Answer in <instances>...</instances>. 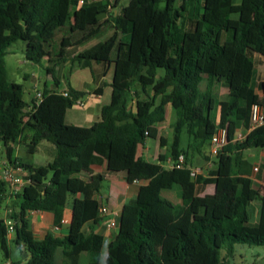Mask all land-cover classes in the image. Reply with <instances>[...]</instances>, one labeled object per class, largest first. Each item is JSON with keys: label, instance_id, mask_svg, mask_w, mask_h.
<instances>
[{"label": "trees", "instance_id": "16d2710c", "mask_svg": "<svg viewBox=\"0 0 264 264\" xmlns=\"http://www.w3.org/2000/svg\"><path fill=\"white\" fill-rule=\"evenodd\" d=\"M81 1L0 0V144L8 165L29 181L13 194L0 176V264H56L58 249L61 264H227L238 244L264 246V193L244 157L247 149L264 150V123L252 128L253 107L261 104L264 111L256 91V58H264V0H129L126 6L122 0L113 6ZM110 27L114 32L105 41L77 53ZM19 40L28 62L49 57L55 89L43 92L38 107L24 100L21 84L8 79L6 57ZM68 58L93 75V64H113L111 101L90 127L66 123L68 110L88 94L70 85L68 96L57 91L61 81L52 66ZM216 83L229 89L226 98L215 97ZM169 104L176 119L172 139L162 144L175 164L171 169L163 165L166 158L156 163L138 157V148L157 138ZM219 129H226L227 143L214 156L215 169L207 177L192 175L191 156L210 160L206 150ZM239 131L247 132L243 139ZM22 141L31 154L44 141L52 144L53 164L13 157L10 146ZM180 156L185 161L178 166ZM104 162L107 175H125L129 184L149 180L123 207L105 259V238L95 227L105 218L100 211L106 175L81 176ZM209 185L215 193L201 196ZM173 191L180 193V203L169 197ZM71 197L67 234L37 240L30 212L51 213L62 227ZM4 207L11 210L13 233L2 217Z\"/></svg>", "mask_w": 264, "mask_h": 264}, {"label": "crops", "instance_id": "0c3cea01", "mask_svg": "<svg viewBox=\"0 0 264 264\" xmlns=\"http://www.w3.org/2000/svg\"><path fill=\"white\" fill-rule=\"evenodd\" d=\"M129 2V1H128ZM127 3L124 2V0L121 1L122 6H126ZM117 13V10L115 9L114 11ZM109 30V31H108ZM114 29L113 28H108L105 33H107V37H109L111 34H113ZM85 44L84 46H81L78 49L77 53L83 52L87 50L88 45L91 43ZM70 41L65 42V51L71 50L70 46ZM96 44H92V47L95 46ZM89 49V48H88ZM115 58V52L112 55V59ZM257 78H256V85H257V94L260 96L261 101L264 100V58L262 57H257ZM47 61L49 64V57H46L44 59V62ZM28 62V61H27ZM68 63V62H67ZM66 63V64H67ZM77 70H84V69H89V68H81L77 64L74 65ZM113 67V64L109 65V69ZM93 68L95 71L98 73V79L96 80L94 78V75L91 72V78L89 79L86 75H78L71 83L68 85H60L59 88H57V91L60 93L61 91L67 90L69 88V85L73 87L74 89L81 91V92H86L88 93L85 97H83V101L81 102V106H83V110L86 112L85 114H81V116L77 117V120L79 123H82L84 125H87L88 127L92 126L94 122L98 121L100 119V114H101V109L103 106L107 105L111 101V94H112V89L110 87V84L112 82V78H110L109 74H101L102 72V67L99 64H93ZM91 71V70H90ZM110 71V70H109ZM108 71V72H109ZM107 72V73H108ZM109 87L111 89L110 96L105 98L106 91L103 89L101 94H96V91L98 90L99 87ZM51 89H55L54 87V82L53 85L51 86ZM213 93L215 97L218 100L224 99L228 96L229 94V89L223 85L222 83H216L214 85ZM34 97V95H33ZM34 100V98H33ZM77 106V105H76ZM76 106L74 108H76ZM73 108V109H74ZM71 109V110H73ZM170 109L173 110L171 104L167 105L166 110H167V115L165 121L157 125V138L155 145H150V143H145L144 145L140 146L138 148V157H141L148 162H160V159L166 158V152H167V147L163 145V142H169L172 139L173 136V124L175 122L176 116L175 113H169ZM68 110L66 114V123L69 125H74V126H79L82 124H76V123H68L67 118L69 111ZM174 112V110H173ZM216 115L214 120L217 122L218 121V116H219V111L218 109L215 111ZM170 115V116H169ZM174 117V118H173ZM247 134L246 131L244 132H237L238 138L243 139L245 135ZM244 135V136H243ZM188 143V139L186 142L183 141V147H186ZM23 148H26L28 151V145L25 142H20L18 144H14L10 146V152L13 157H21L20 153ZM38 147L35 150V153H38L39 151ZM2 148L0 147V151H5L1 150ZM16 151L18 152V156L15 155ZM30 153V152H29ZM31 154V153H30ZM206 154L210 156V160H206L204 157L199 156V155H192L190 158V164L192 165V170L197 171L199 175H203L204 177H207L210 171L215 169V157L210 155V150H206ZM244 157L246 160H248L252 164V172H251V177L255 183V186L260 189L261 194L264 193V150L260 149H247L244 151ZM6 152H5V159H0V171L3 168L4 163L6 162ZM54 158L51 159H46V166H49L53 164ZM34 165H37L36 163H33ZM174 162L172 161L171 158H166L164 162V167L167 169H171L173 166ZM38 166V165H37ZM107 163L104 162L101 165H94L91 166L90 168H87L83 171L82 177L83 179H87L89 177L95 176L97 174H105L106 175V181L108 182L107 190L104 188L102 191L101 198H103V204L105 207L109 209L111 214L109 216H105L103 220L95 227V231L103 235L106 240H110L108 242V245L110 244L111 241L115 239L117 236L118 231H114L109 233L107 231V224L110 220H117L119 221L121 212L123 207L131 200L135 199L139 189L141 186L148 184L149 180H141L138 182H135L133 184H129L126 180L125 175H107ZM215 193V186L214 185H209L207 186L202 192L201 196L205 195H213ZM169 197L174 201L175 203H180L181 197L180 193L178 191H173L169 192ZM74 197L70 198V202L68 207L65 210V217L63 220V225L61 228L60 232H56L54 229L55 227H58L55 225L54 222V216L51 213L48 212H38L35 216L30 217V229L34 233V236L37 240H43L47 234H54L56 236H65L67 234V230L70 224L71 220V206L72 202L74 201ZM14 200H9L8 204L13 203ZM11 210L8 208H3L2 209V217L7 220L8 219V213H10ZM15 212L18 213L19 210L15 209ZM258 222V210L256 208V211L254 213V217L252 220V226H256ZM106 244V242H105ZM104 244V249H103V257L104 259L107 257L108 253V245L107 249ZM24 257H27V255L24 253ZM56 264H61L62 259H63V252L62 249H58L56 252Z\"/></svg>", "mask_w": 264, "mask_h": 264}, {"label": "rangeland", "instance_id": "374dc122", "mask_svg": "<svg viewBox=\"0 0 264 264\" xmlns=\"http://www.w3.org/2000/svg\"><path fill=\"white\" fill-rule=\"evenodd\" d=\"M129 0H124L127 3ZM251 17V16H250ZM109 31V30H108ZM107 33H101L97 38L92 40V42L88 45V48L92 47V44H98L99 42L105 41L107 38ZM25 50L26 44L23 41H16L12 44V46L8 50V55L6 57V66L8 71V79L11 82H15L21 84L24 88V100L31 105L33 100V95H35L36 91L44 92L45 90H50L53 85L54 78L51 73L48 71L47 61L44 60L41 63H32L27 62L25 58ZM67 64H63L62 66H52L57 73V77L60 79L62 85H68L73 81L78 75H86L89 79L91 78L90 69L77 70L75 66L72 65L71 58H68ZM65 66V67H64ZM102 72L100 75L106 73L109 74L110 78H113L114 68L109 69V66L101 65ZM51 68V66H50ZM110 70V71H109ZM109 71V72H108ZM108 72V73H107ZM94 78L98 79V73H94ZM106 91L105 98L108 99L110 96L111 89L109 87H104ZM83 99L81 100V102ZM81 102L74 108L69 111L67 122L68 123H79L77 117L81 116V114H85L86 112L83 110V106H81ZM174 113L172 109H170L169 113ZM216 112L213 113V117H215ZM170 116V115H169ZM174 118V117H173ZM80 127H88L87 125H79ZM188 136L186 132L183 134V141L186 142ZM145 143H150V145H155L156 140L154 138H148ZM0 147L3 150L2 144ZM39 151L36 154H30L26 148L21 150V157L24 161L30 163H36L38 166H46V159H53V145L49 142H42L39 146ZM18 156V152L15 153ZM0 159H5V151H0ZM108 182H104V188L107 190ZM167 197L166 194L164 196ZM9 217V213L8 216ZM110 240H106V249L108 242ZM159 245L155 244V250L158 251ZM14 252H17L16 249L12 248ZM226 252L223 251L222 257L224 258ZM83 264H86L83 262ZM227 264H264V246H250L246 244H238L235 246V253L233 256L227 259Z\"/></svg>", "mask_w": 264, "mask_h": 264}, {"label": "built area", "instance_id": "2783aa9c", "mask_svg": "<svg viewBox=\"0 0 264 264\" xmlns=\"http://www.w3.org/2000/svg\"><path fill=\"white\" fill-rule=\"evenodd\" d=\"M95 1H104V2H110V4L113 6L115 3V0H84L81 1L80 5H82L84 2H95ZM61 94L68 96V89L61 91ZM43 101V92L36 91L34 95V106L38 107L41 102ZM32 107H30L29 110H31ZM252 121L253 125L252 128H257L261 126L264 123V111L261 104H256L253 107V114H252ZM227 143V131L226 129H219L216 134L213 136L210 146V155L215 156L218 154V152L226 145ZM185 158L184 156H180L178 159L177 165L180 166L184 163ZM175 166L173 164L172 168ZM192 175H198L197 171H192ZM1 178L6 181L10 187V190L13 194L22 192L23 189L29 184V181L27 179L26 173L22 171L21 169H15L8 165L7 161L4 163L3 168L0 171ZM36 211H31L30 216L33 217L37 214ZM101 216H109L111 212L107 207H104L100 211ZM7 227L10 231V233L14 232V223L10 220H7ZM119 228V221L117 220H110L107 224V231L109 233L118 231ZM57 233L61 231L60 227H55L54 229ZM5 264H13L11 262H6Z\"/></svg>", "mask_w": 264, "mask_h": 264}, {"label": "water", "instance_id": "95a60500", "mask_svg": "<svg viewBox=\"0 0 264 264\" xmlns=\"http://www.w3.org/2000/svg\"><path fill=\"white\" fill-rule=\"evenodd\" d=\"M180 1L182 2V0H180ZM105 17H106V14H103V15L99 16L98 19H99V20H102V19H104Z\"/></svg>", "mask_w": 264, "mask_h": 264}]
</instances>
